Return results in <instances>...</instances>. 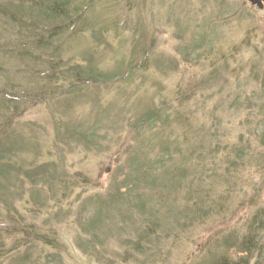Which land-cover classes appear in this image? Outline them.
<instances>
[{
  "label": "rangeland",
  "instance_id": "1",
  "mask_svg": "<svg viewBox=\"0 0 264 264\" xmlns=\"http://www.w3.org/2000/svg\"><path fill=\"white\" fill-rule=\"evenodd\" d=\"M82 4L0 96V264H264V1Z\"/></svg>",
  "mask_w": 264,
  "mask_h": 264
},
{
  "label": "trees",
  "instance_id": "2",
  "mask_svg": "<svg viewBox=\"0 0 264 264\" xmlns=\"http://www.w3.org/2000/svg\"><path fill=\"white\" fill-rule=\"evenodd\" d=\"M83 4L82 0H0L1 97L18 87L38 92L40 97L47 95L50 87L44 84L52 81L53 74H38V65L45 68L51 65L45 62H57L64 44L83 30L70 24L77 17L71 12ZM92 72L90 76L96 73Z\"/></svg>",
  "mask_w": 264,
  "mask_h": 264
},
{
  "label": "water",
  "instance_id": "3",
  "mask_svg": "<svg viewBox=\"0 0 264 264\" xmlns=\"http://www.w3.org/2000/svg\"><path fill=\"white\" fill-rule=\"evenodd\" d=\"M248 1L251 5H255L258 8H262L263 7V1L264 0H246Z\"/></svg>",
  "mask_w": 264,
  "mask_h": 264
}]
</instances>
